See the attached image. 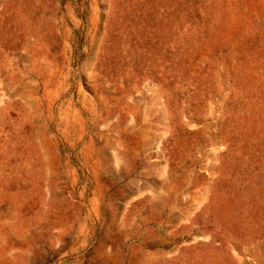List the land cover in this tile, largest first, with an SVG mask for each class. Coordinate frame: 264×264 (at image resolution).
Listing matches in <instances>:
<instances>
[{"label": "rangeland", "instance_id": "rangeland-1", "mask_svg": "<svg viewBox=\"0 0 264 264\" xmlns=\"http://www.w3.org/2000/svg\"><path fill=\"white\" fill-rule=\"evenodd\" d=\"M0 264H264V0H0Z\"/></svg>", "mask_w": 264, "mask_h": 264}]
</instances>
